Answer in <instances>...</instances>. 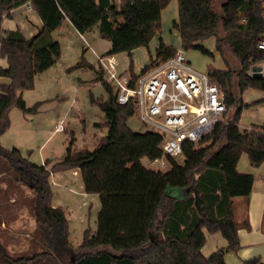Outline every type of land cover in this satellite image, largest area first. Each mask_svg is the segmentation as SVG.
<instances>
[{"label":"trees","instance_id":"1","mask_svg":"<svg viewBox=\"0 0 264 264\" xmlns=\"http://www.w3.org/2000/svg\"><path fill=\"white\" fill-rule=\"evenodd\" d=\"M26 0H0V75L9 82L0 85V135L9 125V111L17 107L34 113L39 102L27 105L22 91L34 87L35 76L51 67L61 54L60 43L51 33L66 19L84 33L99 23V31L109 38L107 54L128 53L147 45L160 29L161 10L169 0H31L32 9L42 24L30 37L18 28L4 29L2 20ZM178 17L173 26L179 30L183 48L193 47L213 57V51L197 43L215 36V49L226 68L208 67L212 82L223 92L225 111L222 120L198 142L183 145V161L164 155L168 169H151L141 159L152 161L163 155L160 134L136 131L127 125L134 114L132 102L119 104L113 90L102 81V70L95 81L105 87V99L96 102L105 115L107 126L92 148L72 149L49 165L29 160L17 147L0 143V158L14 171V180L34 192L33 215L45 249L32 255L13 256L0 243V256L12 264L52 255L67 243L68 226L64 211L52 205L49 177L53 171L79 168L85 192L97 193L100 210L95 233L85 229L81 243L70 248L68 264H227L224 253L240 247L238 229L249 227L244 219L233 217V198L248 196L254 177L240 172V155L258 165L264 160V124L241 129L238 120L242 109L263 99L243 103L239 95L246 89L264 91V76L249 74L250 66L264 60V49L257 47L263 27L262 8L257 0H224L220 12L212 0H177ZM228 50L235 59L226 58ZM176 49L160 41L156 56L140 72L156 61L173 55ZM83 56L68 67L86 66ZM132 73L133 70L129 69ZM203 228L220 231L227 244L204 256ZM62 256V255H61ZM68 257V256H67ZM38 260V259H37ZM243 264H264L260 257Z\"/></svg>","mask_w":264,"mask_h":264},{"label":"rangeland","instance_id":"2","mask_svg":"<svg viewBox=\"0 0 264 264\" xmlns=\"http://www.w3.org/2000/svg\"><path fill=\"white\" fill-rule=\"evenodd\" d=\"M223 1L224 0H212V6L217 12H220V5ZM177 17V0H169L167 5L161 10L160 29L151 37L147 45L137 46L129 53L127 51H121L113 54L117 61L118 70L128 71L129 69H132L133 72L139 73L143 66L149 64L150 61L155 58L156 50L160 41H162L167 47H172L176 50L181 49L192 67L199 71H208L209 66L226 68L223 58L218 51L214 50L215 36L213 35L201 41H197V43L212 50L213 57L203 54L193 47H182L179 30L173 26V21L176 20ZM83 34L86 40H83L82 42L77 39L74 34H65V38L61 40L64 47H66V42L72 43L73 46L77 45L79 50L83 52H81L82 56L84 55L85 57L83 58L90 64L69 71L70 73L72 72L71 75L73 76V84L76 85V90H74L72 86H69V89L67 88V97L58 99L60 97L59 95L56 98L47 101V105H53L55 103L58 105H65L66 100H70L71 98L74 99V104L68 107L67 111L63 113L64 115L61 119L60 129L53 132L52 127L54 121H52V118L55 116V113L53 111L54 109H49L42 112L39 117L42 118L43 115L49 114L52 118H46L45 120H40V122L37 121L34 124H37L38 127L39 123H41V129L36 133V136L32 134L30 135V138L27 139L25 138L27 133L21 132L17 130L16 126L10 125L8 127L9 129L4 132L7 134L8 141L6 142L19 143L20 146L16 145L19 147L21 154L36 163H42L45 159L50 158V165L52 162L59 160L65 154L67 150L66 148L69 145H71L72 149L76 150L84 147L92 149L99 139L107 133V126L102 125L106 119L103 111L96 102L90 100V96L94 99H105L107 97L103 84H101V82H96L93 79L95 71L99 69V63L92 50H95L98 54L105 55L110 48L111 42L108 37L103 36L100 33L99 23L94 24L90 30ZM52 38L59 39L60 37L57 34H54ZM225 55L230 63L233 64L235 62V59L231 56L228 50L225 51ZM72 76L69 75L70 78ZM79 78L86 82H79ZM66 83L69 85L68 81H66ZM59 85H65L63 79H55L54 87L58 88ZM86 86H89L90 89ZM26 93L28 92L26 91ZM239 98L242 102L263 99L264 91L250 87L244 90V92L239 95ZM38 102L40 106L41 102ZM13 108L22 113V110L19 108ZM84 121L89 126V129L87 131L85 129V131L89 136H92L91 141L90 139L84 141L86 138H82L81 136L84 132ZM13 122L15 123V119ZM92 122H99L96 123V125H99L100 127L94 126ZM126 123L131 129L136 131H143L148 127L139 119L137 112H134ZM263 124L264 102H256L251 106L242 109V113L238 120V125L241 129L251 128L254 125L261 126ZM8 145L7 148H9ZM176 158L182 163L183 156L181 154L177 155ZM239 159V170L251 173L253 177L255 176L256 183H258V172L260 171L257 167L259 166L260 169L264 171V160L260 164L254 165L249 161L247 154L244 152L240 155ZM0 161L3 163H0V169L3 168V174L0 176V194L2 192L6 193L5 195H3V193L1 194L5 201L10 198L9 186L17 184L18 186H23V190H31L27 185L16 182L14 180L13 169L4 159L0 158ZM141 162L147 168L168 169L167 165L160 167L159 163L150 161L147 158H142ZM49 182L52 190L51 202L64 211L67 219L68 241L58 253L43 256L37 258L38 260L35 259L28 261L24 264H68L70 248L74 249L79 246L83 238L84 230L89 229L93 234L97 228V215L101 207L100 199L98 195L89 192H87L89 193L87 197L82 196L84 195V192H82L84 190H82L83 181L79 168L76 167L53 171L49 177ZM31 192L32 200H34V192L32 190ZM89 195H91L92 198H90ZM27 201L28 204H30L29 200L26 198V202ZM0 206H2L1 201ZM1 212L2 210L0 209V243L9 254L13 256H29L45 249V245L40 239L36 227L33 208L29 210V215L27 213L24 215L21 222L18 218L12 220L10 218L2 217ZM2 222L5 223V226L2 225ZM0 264L12 263L2 259L0 256Z\"/></svg>","mask_w":264,"mask_h":264},{"label":"built area","instance_id":"3","mask_svg":"<svg viewBox=\"0 0 264 264\" xmlns=\"http://www.w3.org/2000/svg\"><path fill=\"white\" fill-rule=\"evenodd\" d=\"M262 8L263 27L257 39V47L264 49V0H257ZM32 9L31 0L24 3ZM95 54L102 81L113 90L119 104L132 102L134 112L148 127L146 130L161 135L163 155L152 161L160 167L166 165L164 155L177 156L186 142H198L218 121L225 111L223 92L212 82L207 71L192 67L184 52L179 49L164 60L156 61L144 72L119 71L113 54ZM260 66L264 73V60L252 64ZM55 130L60 129L56 124Z\"/></svg>","mask_w":264,"mask_h":264},{"label":"crops","instance_id":"4","mask_svg":"<svg viewBox=\"0 0 264 264\" xmlns=\"http://www.w3.org/2000/svg\"><path fill=\"white\" fill-rule=\"evenodd\" d=\"M41 24H42V20L40 19L39 15L34 10L27 9L24 3L13 8L9 12V16L4 17L2 20V27L4 29L18 28L24 37L32 36L36 32L37 28L41 26ZM64 33L66 35L74 34L76 38L79 39L81 42L83 40H86L84 34L80 33L72 25L69 19H66L58 28H56L52 32V36L54 34H57L60 37L59 39H56L60 43V48H61L60 58L51 67H49L45 71L35 76L34 87L32 89L26 90L28 93H26V91H22L21 93L27 105H32L33 103L40 101L41 104L38 110L35 113L23 112V111L22 113H20L16 109L12 108L9 112L10 126H16L17 130L27 133L25 137L27 139H29L30 135L32 134L36 136V133L41 129V123H39L38 127L37 124L34 125L37 121L40 122V120L43 121L46 118L47 119L52 118L51 115L49 114L43 115V117L40 118L39 116L42 112L49 109H54L53 111L55 113V116L52 118V121H54L52 127L54 132L55 125L56 124L61 125V119L64 115L63 113L67 111L68 107L74 104L73 103L74 99L71 98L70 100L69 99L66 100L65 105H58L56 103L53 105L50 104L51 106L47 105L48 100L56 98L59 95L60 97L58 99L62 97H67L68 96L67 88L69 89V86H72L73 89L76 90V85L73 84V76L71 75L72 72L70 73L67 68L73 65L74 63H76L80 59V56L82 55L83 52L79 50L77 45L73 46L72 43L66 42V47H64V45L61 42V40L66 36ZM85 61L87 63L86 59ZM89 64L90 63H87V65ZM0 66L1 67L7 66V61L5 58L0 57ZM98 70H96L94 73V77H93L94 80L96 79ZM69 75L72 77L70 78ZM55 79L57 80L63 79L66 86L59 85L58 88H55L54 87ZM66 81L69 82V85L68 83H66ZM78 81L83 82L85 80L79 78ZM8 82H9V78L7 76L0 75V85ZM96 82H100V81H96ZM86 87L90 89L89 86ZM248 102L244 101L243 103H248ZM14 119H15V123L13 122ZM96 123L99 122H92L94 126H99L96 125ZM83 129L84 132L81 135L82 138H86L84 139V141L87 139H90L91 141L92 136H89L86 132L89 129V126L85 121L83 123ZM6 141H8L7 134L6 133L1 134L0 143L5 147H7L9 143H11ZM16 144L20 146L19 143L14 142L8 145V147L19 148ZM47 159L51 161L50 158ZM239 162L240 159L238 160L237 163L238 171H240ZM0 163L2 162L0 161ZM257 168L260 171L258 172L259 182L256 183V179L254 176L250 194L248 196H236L233 198L234 219L238 222L247 219L249 222V227L247 228L240 227L238 229L240 247L237 250H227L224 253V260L227 264H243V260L252 257H260L261 261L264 262V171H262L259 166ZM2 169L3 168L0 169V176L3 174ZM22 187L23 186H18L17 184L9 186L10 198L9 200L6 201L3 198V195H5L6 193L2 192L3 195H1L2 193L0 194L1 195L0 201L2 202V206H0V209L2 210L1 212L2 217L10 218L12 220L18 218L19 221L21 222V220L24 218V215L26 213L28 214L29 210L33 208L34 200H32L31 190L30 191L23 190ZM82 192H84V195H82L83 197H87L89 194L85 191ZM93 194L98 195L97 193H93ZM89 197L92 198L91 195H89ZM26 198L29 200L30 204H28V201L26 202ZM52 205L56 206L54 203H52ZM2 225L5 226V223L2 222ZM203 232L205 234V242L201 247V252L204 256L206 257L209 256L213 251L227 244V240L224 238V236L221 234L220 231L209 232L206 228H203Z\"/></svg>","mask_w":264,"mask_h":264},{"label":"water","instance_id":"5","mask_svg":"<svg viewBox=\"0 0 264 264\" xmlns=\"http://www.w3.org/2000/svg\"><path fill=\"white\" fill-rule=\"evenodd\" d=\"M260 66H258V65H256V66H253V70H254V72H253V76L254 77H262V73L259 71L260 70Z\"/></svg>","mask_w":264,"mask_h":264}]
</instances>
